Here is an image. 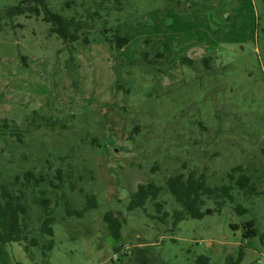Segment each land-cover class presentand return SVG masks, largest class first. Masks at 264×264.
<instances>
[{
  "label": "rangeland",
  "instance_id": "1",
  "mask_svg": "<svg viewBox=\"0 0 264 264\" xmlns=\"http://www.w3.org/2000/svg\"><path fill=\"white\" fill-rule=\"evenodd\" d=\"M0 1L5 7L18 0ZM63 1L49 3L57 9ZM180 1L207 22L196 24L191 16L186 21L182 15L187 13L168 0H127L123 12H111L109 18L116 19L113 24L129 42L112 50L94 31L89 44L76 43V87L64 69L68 52L47 23L21 15L13 21L18 26L5 25L0 33V117L24 128L25 115L33 109L75 116L66 121L68 129L31 132L26 143L11 149L0 140V171L14 175L40 169L47 158L71 150L72 164L89 176L82 186L97 191L99 207L71 220V231L60 221L53 224L47 264H198V256L209 258L207 264H264V198L246 196L228 177L232 167L241 165L252 179L259 178L256 189H264V17L255 19L264 0ZM193 41L196 45H188ZM139 46L164 51L165 63L175 64L172 77L121 67L119 82L129 89L125 94L116 87L115 61L131 59ZM181 54L216 57L203 78L205 95L195 85L196 73L179 64ZM123 104L128 109L119 112ZM135 125L132 140L127 137ZM190 170L203 178L201 207L209 211L201 219L172 227L169 217L162 222L140 210L127 211L139 184L163 185L169 175ZM227 184L234 202L218 212L213 195ZM186 197L187 190L177 198ZM69 198L82 208L83 197L72 193ZM162 198L169 214L178 208L174 198ZM238 205L246 212L238 214ZM109 210L122 222L118 241L103 221ZM154 210L147 206L148 212ZM251 219L258 232L243 238L242 225ZM239 251L243 255L237 261ZM38 256L34 251L28 257L20 244L0 243V264H39Z\"/></svg>",
  "mask_w": 264,
  "mask_h": 264
},
{
  "label": "trees",
  "instance_id": "2",
  "mask_svg": "<svg viewBox=\"0 0 264 264\" xmlns=\"http://www.w3.org/2000/svg\"><path fill=\"white\" fill-rule=\"evenodd\" d=\"M168 1L174 5L175 10L184 14L193 9L192 6L180 0ZM126 7L127 0H81L80 2L64 0L57 9L50 5L49 0H18L13 4H6L5 7L0 6V33L5 25L18 26L19 24H14L13 21L21 15L35 17L47 23L49 33L55 34L61 39L68 52L64 69L76 87L79 68L74 55L77 51L76 43L89 44L91 42L90 34L98 31L110 49L122 48L129 42V39L119 33L113 24L116 19L112 20L109 16L111 12L115 14L123 12ZM260 17H264V8L261 14H255V19L259 20ZM255 30L258 39L257 21ZM144 42L148 44L149 41L145 40ZM165 55L162 50L151 52L139 46L131 59L122 58L118 63L115 61L117 90L123 89L125 94L129 92L125 84L119 82L121 77L119 70L125 66H138L150 73L167 75L171 78V69L175 64H166ZM215 59L216 57L210 54H205L198 59L191 58L186 54L179 56V64L196 73L195 85L204 91V95L207 84L203 83V78L212 69L211 65ZM22 60L24 61L23 57ZM124 101L126 100L124 99ZM127 109L128 107L124 104L119 105V112H125ZM39 110L33 109L25 115L24 128L13 119L0 117V140L4 143L5 148L11 149L15 144L26 143L31 132L41 131L53 134L61 129L66 130L68 129L66 121L75 117L74 114H71L61 118L54 113L45 114ZM137 131L138 128L135 125L128 133L127 138L133 140V135ZM92 144L99 147L97 142ZM71 158L72 151L69 150L47 158L45 167L40 169L29 168L14 175L0 171V243L2 245L20 244L28 257L31 258L34 251H37L40 258L39 264H47L54 246L53 224L60 221L67 230L71 231V220L82 219L86 211L99 207L97 191L94 189L85 190L82 186V183L89 179L86 170L75 167ZM55 161H58V165L54 164ZM228 177L230 182L242 190L246 196L255 195L264 198V189H256L259 178L258 180L252 179L245 173L241 165L232 167ZM202 184L203 178L197 176L193 170L187 174L173 173L166 177L163 185H158L150 180L137 186L129 196L126 209L130 212L140 210L145 213L146 217L162 222L169 217L168 223L172 227L184 219H201L206 214V210L201 207L202 196L205 193ZM232 188L231 184L222 185L219 191L213 195L216 211L221 212L225 203L234 202L233 194L230 192ZM185 190H187V197L179 201L177 197ZM72 193H77L84 198L85 201L81 209L74 207L71 202L69 196ZM164 194L179 203L178 208L173 209L171 214L168 211L170 206L167 207V200L162 198ZM147 206L155 208L153 213L147 211ZM236 211L240 215L244 211L246 212L240 205ZM103 221L112 238L116 241L120 240L122 227L120 216H116L109 210L103 215ZM243 225L245 230L242 234L243 238H250L257 234L258 230L254 220H248ZM230 227L233 230L239 228L237 224H230ZM74 237L71 235V238ZM261 238H264V234H261ZM242 255V251H239L237 261L241 259ZM197 259L198 264H207L209 258L198 256Z\"/></svg>",
  "mask_w": 264,
  "mask_h": 264
},
{
  "label": "crops",
  "instance_id": "3",
  "mask_svg": "<svg viewBox=\"0 0 264 264\" xmlns=\"http://www.w3.org/2000/svg\"><path fill=\"white\" fill-rule=\"evenodd\" d=\"M197 14V12H190V13H187L186 15H182V17L184 18V19H186V21H188V18L191 16V17H193L192 19L194 20V23H198V22H207L206 21V19L205 18H203L202 17V15H196ZM210 19V18H209ZM209 19H207V20H209ZM238 21H240V20H238ZM237 21V22H238ZM188 22H190V21H188ZM218 29V28H217ZM195 43H197V41H193V42H191V43H189L188 45H196ZM205 43V42H204ZM206 44H209V43H206ZM187 45V46H188ZM186 46V47H187ZM75 55V58H76V53L74 54Z\"/></svg>",
  "mask_w": 264,
  "mask_h": 264
},
{
  "label": "water",
  "instance_id": "4",
  "mask_svg": "<svg viewBox=\"0 0 264 264\" xmlns=\"http://www.w3.org/2000/svg\"><path fill=\"white\" fill-rule=\"evenodd\" d=\"M209 210L206 211V213H208Z\"/></svg>",
  "mask_w": 264,
  "mask_h": 264
}]
</instances>
